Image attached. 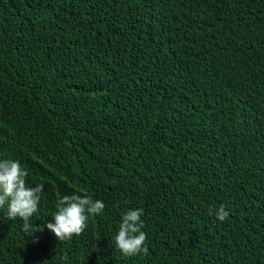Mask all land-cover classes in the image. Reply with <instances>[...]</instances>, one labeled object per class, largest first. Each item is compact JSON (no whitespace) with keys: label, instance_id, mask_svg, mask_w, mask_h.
<instances>
[{"label":"trees","instance_id":"16d2710c","mask_svg":"<svg viewBox=\"0 0 264 264\" xmlns=\"http://www.w3.org/2000/svg\"><path fill=\"white\" fill-rule=\"evenodd\" d=\"M5 158L44 185L36 226L106 207L63 242L0 209V264H264V0H0Z\"/></svg>","mask_w":264,"mask_h":264},{"label":"clouds","instance_id":"9594fccd","mask_svg":"<svg viewBox=\"0 0 264 264\" xmlns=\"http://www.w3.org/2000/svg\"><path fill=\"white\" fill-rule=\"evenodd\" d=\"M29 172L22 164L14 159H0V209L6 207L5 221L20 218L23 221L22 230L31 232L33 242L37 232H43L46 227L58 241H69L73 236H79L86 229L90 218L103 213L106 205L101 200H93L90 195L73 193L64 195L56 201V211L52 214V222L43 226L30 223L31 218L38 211L42 183L30 187L26 178ZM143 209H129L121 217L118 232L114 237L115 247L125 257H134L146 252L144 247L146 233L142 231ZM211 214V213H210ZM218 220L223 222L229 212L223 205L215 211Z\"/></svg>","mask_w":264,"mask_h":264}]
</instances>
